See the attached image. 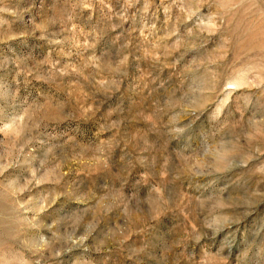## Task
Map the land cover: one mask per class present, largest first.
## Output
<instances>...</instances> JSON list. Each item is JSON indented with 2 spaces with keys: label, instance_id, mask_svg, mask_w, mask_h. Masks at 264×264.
<instances>
[{
  "label": "rangeland",
  "instance_id": "1",
  "mask_svg": "<svg viewBox=\"0 0 264 264\" xmlns=\"http://www.w3.org/2000/svg\"><path fill=\"white\" fill-rule=\"evenodd\" d=\"M0 264H264V0H0Z\"/></svg>",
  "mask_w": 264,
  "mask_h": 264
}]
</instances>
